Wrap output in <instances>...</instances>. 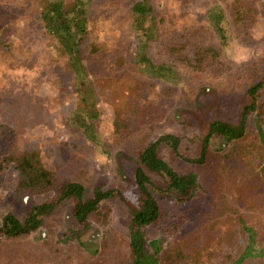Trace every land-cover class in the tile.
Instances as JSON below:
<instances>
[{
  "label": "trees",
  "instance_id": "obj_1",
  "mask_svg": "<svg viewBox=\"0 0 264 264\" xmlns=\"http://www.w3.org/2000/svg\"><path fill=\"white\" fill-rule=\"evenodd\" d=\"M116 1L111 0V5L124 6V17L138 37L133 55L129 50L117 54V65L133 56L135 69L151 78L161 77L163 66L151 61L148 49L160 35L161 28V39L165 43L161 54L171 51L184 58L198 77H204L201 81L212 79L220 83L232 76L237 79L232 61L222 51L227 36L222 25L226 11L215 7V3L206 4L203 24L187 27L181 33L170 29L175 34L166 41L162 35L165 28L156 20L149 0H123L120 5ZM220 1L230 7L227 10L232 14L230 26L236 34L260 16L261 9L258 11L255 0ZM94 3L95 0H0V50L7 49L12 57V53L18 54L11 45L19 31L11 34L10 26L14 21H21L29 30L26 35H18L23 46L32 34L38 40L31 69L42 73L40 77L58 89L49 102L63 100L71 91L74 108L68 124L88 141L98 143L96 121L101 113L96 109L95 86L87 62L89 54L99 55L106 47L101 45L102 39L89 41L91 25L98 17L94 13ZM99 18L107 21L104 14ZM207 32L214 33L219 46L211 43L212 36L208 37ZM194 36L197 39L190 42V37ZM255 67V73L246 78L251 82L243 88L244 97L236 119L222 115L211 118L206 123L197 155H180V137L173 134L159 136L139 153L132 173L137 205L114 187L97 186L92 196H86L83 183L60 178L33 149L0 154V168L12 164L17 171L16 180L9 188L14 197L49 195L47 200L32 204L23 216L11 210L0 213V264H59V258L51 263L59 246L53 245L55 252H52L51 246L40 241L30 248L26 246L27 239L45 225L46 218L58 206L71 202L74 223L78 226L74 237L85 246L81 240L82 230L90 226L92 217L103 224L107 222L110 213L107 201L110 199L123 202L130 215L128 264H209L213 255L219 256L220 263L224 264L264 259V67ZM118 81L110 78L101 84L102 88L109 89V101H114L115 93L119 97L122 95ZM14 92L13 99L10 97L12 102L29 104L28 90ZM122 102L128 104L130 101L122 99ZM130 106L142 114L146 110L138 104ZM216 139H223L227 149L216 151L212 156L210 144ZM162 142L167 143L181 161L208 169L210 180L202 183L196 172L175 170L158 154ZM152 172L165 184L157 185ZM213 179L219 185H215ZM157 193L170 202H160ZM227 194H231V200ZM242 202H248L250 209L259 210L258 214L253 212L248 219L239 210ZM148 229L157 232L150 243L153 251L146 248L145 230Z\"/></svg>",
  "mask_w": 264,
  "mask_h": 264
},
{
  "label": "rangeland",
  "instance_id": "obj_2",
  "mask_svg": "<svg viewBox=\"0 0 264 264\" xmlns=\"http://www.w3.org/2000/svg\"><path fill=\"white\" fill-rule=\"evenodd\" d=\"M127 1L131 0L124 2ZM124 2L116 1L118 5ZM149 2L156 20L165 28L162 35L166 37V41L175 34L170 29L181 33L187 27L203 24L206 4L215 3V7L226 11L222 25L227 36L222 51L232 61V71L237 79L234 80L232 76L227 78L228 82L225 80L218 83L212 79L201 81L204 77H198L184 58L173 55L171 51L161 54L165 50L161 28L156 41L148 45L151 61L163 66L161 77L151 78L135 69L133 56L117 65L116 55L124 54L126 50L133 55L138 37L132 31L129 20L124 17L122 4L118 7L112 6L111 0H95L94 13L98 17L91 25L89 41L102 39L100 43L106 49H101L99 55H88L90 79L95 86L96 109L101 113L96 121L98 143H92L67 122L74 108V94L71 91L63 100L49 102L50 97L57 95V87L43 80L42 73L31 69L34 67L38 43L36 35H30L27 38L28 44L23 46L18 35L27 34L29 30L27 27L25 29L21 21H14L10 26V33L19 32L11 47L18 54L12 53V57L7 49L0 50V154L33 149L48 166L56 170L60 178L83 183L86 196H92L97 186L114 187L122 190L129 202L137 205V190L132 173L139 153L148 144L161 135L173 134L180 137L178 153L195 156L200 151V139L211 118L222 115L228 119H236L244 97L243 88L246 83L251 82L246 78L255 73V65L264 67V0L254 1L258 11L261 9L260 16L245 27L240 32L242 34L233 32V27L230 26L232 14L227 11L230 7L221 4L220 0ZM101 14L106 15L107 21L99 18ZM211 33L207 32L206 35L210 38L212 36V43L215 38L214 33ZM196 39L195 36L190 37L189 41ZM215 44L218 45L216 42ZM110 78L119 79L118 83L122 87L121 97L115 93L114 101H109V89L101 87ZM15 90H28V105L16 104L10 100V97L13 99ZM122 99L145 107V112L142 114L134 110L131 104L121 103ZM222 149H227L223 139H216L210 144L212 156ZM158 154L178 172H196L202 183L211 178L210 171L205 167L181 161L167 143H160ZM152 176L157 185L165 184L159 175L152 172ZM16 177L17 171L12 164L0 168V213L11 210L23 216L32 204L47 200L49 195L14 197L9 188ZM213 182L219 185L214 179ZM227 195L231 200V194ZM157 197L162 203L170 202L159 193ZM231 203L237 205L235 202ZM107 204L110 207L107 222L103 224L92 217L90 226L82 230L81 240L85 246L80 245L74 237L78 226L74 223L71 202L58 206L46 218L45 225L27 239L26 246L36 247L34 242L43 241L51 246L52 252L53 245L59 246V252L53 254L55 259L51 263L59 258V264H128V209L118 199H110ZM242 204L239 205V210L248 219L252 217L251 213L258 214L259 210L250 209L248 202ZM145 231L146 248L153 251L150 243L157 237V232L154 229ZM219 259V256L213 255L209 264H224ZM245 264H264V259H250Z\"/></svg>",
  "mask_w": 264,
  "mask_h": 264
}]
</instances>
